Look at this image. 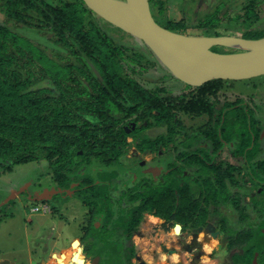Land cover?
<instances>
[{"label":"flooded vegetation","instance_id":"obj_1","mask_svg":"<svg viewBox=\"0 0 264 264\" xmlns=\"http://www.w3.org/2000/svg\"><path fill=\"white\" fill-rule=\"evenodd\" d=\"M157 2L149 4L158 13ZM169 2L164 0L166 5ZM151 13L156 21L164 19ZM259 19L239 36L245 37V31L258 24L264 29ZM218 26L200 35H230ZM122 58L130 64L115 72L126 85L139 84L150 96V105L156 100L175 108L160 119L156 109L145 114V119L129 114L130 107L109 112L111 128L104 134L97 132L95 139L98 151L105 154L100 161L91 158L79 164L81 179L60 182L51 170L39 174L30 187L27 183L21 189L22 184L12 187L9 192L14 199L0 209V223L19 217L29 228L27 233H33L32 218L42 213L34 212L33 206L31 215L19 216L15 211L31 203L22 189H33L48 176L50 182L40 183L42 189H36L34 197L47 198L40 202L60 209L47 212L52 231L18 238L21 253L26 251L24 245L28 250L21 258L23 264H47L46 245L62 256L52 252L51 264H264V93L260 87L250 82L240 87L232 80L215 96L201 98L194 86L173 82L174 77L151 57L140 59L124 50ZM141 61L144 66L134 65ZM148 69H161L163 82L142 83ZM117 93L121 104H135L128 88H119ZM62 168L66 173L68 166ZM43 186L53 189L46 192L48 187ZM16 189L22 192H13ZM74 197L80 215L66 202ZM76 224L78 243L62 255L57 246L67 243L64 238L72 241L69 231ZM57 232L67 236L56 238ZM12 234L8 231L6 237ZM4 257L12 256L7 252Z\"/></svg>","mask_w":264,"mask_h":264},{"label":"trees","instance_id":"obj_2","mask_svg":"<svg viewBox=\"0 0 264 264\" xmlns=\"http://www.w3.org/2000/svg\"><path fill=\"white\" fill-rule=\"evenodd\" d=\"M157 3L162 6L164 0ZM0 9L4 13L0 23L1 159L24 163L42 158L58 175V181L65 183L71 178L81 179L79 166H74L79 159L75 160L74 156L101 160L105 152L98 151L96 133L101 131L104 134L111 128L110 113L130 107L129 114L145 119V114L156 109L160 114L155 116L160 119L164 113L173 112L174 106L165 107L156 100L150 105V96L139 84L132 81L126 85V80L115 72L117 67L127 65L122 54L131 49L107 35L93 18V14L99 16L82 0H57L56 3L0 0ZM159 12L164 18V27L186 34L200 35L218 25L217 19L211 17L184 24L183 16L181 23L172 22L165 17L164 11ZM9 22L51 31L53 42L62 44L68 50L66 60L74 63H58L45 53L43 47L9 28ZM262 36L264 32L254 37ZM245 37L251 38L249 34ZM87 62L94 66L97 74ZM44 80L50 83L37 86ZM231 81L213 79L192 88L200 92L201 98L215 96L224 83ZM123 87L130 90L135 104L126 106L120 103L116 92ZM78 151L82 152L81 155ZM65 165L68 170L63 173L61 170Z\"/></svg>","mask_w":264,"mask_h":264},{"label":"rangeland","instance_id":"obj_3","mask_svg":"<svg viewBox=\"0 0 264 264\" xmlns=\"http://www.w3.org/2000/svg\"><path fill=\"white\" fill-rule=\"evenodd\" d=\"M48 3H56L57 0H46ZM168 1V0H167ZM170 2L167 3L169 5H166L164 3L162 6H157V11H155V8L151 10L155 11V16L158 14H161L159 11H164L166 13V18L172 22L181 23V17L184 16V24H190V23H196L197 21H203L207 20L209 17L217 19L218 22V30L223 31L226 34L230 35H241V33L244 31V28L247 27L249 24L256 23L257 21L255 18H260L262 24H264V9H260L264 5V0H169ZM243 1V3H241ZM250 2V3H248ZM261 10V11H260ZM33 13V12H32ZM260 14V16H258ZM35 16H38L34 13ZM160 16V15H159ZM93 18L96 19V22L101 27V29L107 33L111 38H113L117 43L128 45L132 48H135L137 50L144 51L147 55H143L142 52H133L129 50L130 55H137V58H144L146 59L147 56L152 58V61H155L158 63L157 59L154 57V55L149 50L142 49V44L138 39L133 37L130 34L124 32V30H120L118 27L114 26L113 24L104 21L102 18H98L93 14ZM159 18V17H158ZM158 18L157 21L160 22V24L164 25V20L160 21ZM192 18V19H191ZM4 19V13L0 12V23H2ZM42 19V17H40ZM256 21V22H255ZM259 21V23H260ZM9 28L12 30L20 32L22 35L29 38L31 41L34 42V44H38L39 46L44 48L45 53H47L49 56L54 58L58 63L60 64H66V63H74L73 61H67L66 56L68 50L64 48L62 44H56L52 40V33L51 31L40 29V27H30L26 26L25 24L20 25H13L11 22L7 24ZM261 24H258L255 28H249L245 34H249L251 38H255V34H260L264 32V29H261ZM249 27V26H248ZM187 28V27H186ZM181 31V30H180ZM208 30H204V33H207ZM187 32V30H186ZM192 32V31H191ZM200 32V31H198ZM58 55V56H56ZM121 57V56H119ZM73 59V57H72ZM75 64H79L78 62H75ZM90 69H92L91 64L87 62ZM127 64H130V61L127 62ZM134 65H143L144 63L138 62L134 63ZM160 65V64H159ZM151 68V67H150ZM164 68V67H163ZM147 69V68H146ZM165 72L166 69L164 68ZM168 72V71H167ZM163 75V71L161 69H148L147 71H144V74L141 77L142 83H147L150 85V83L153 84V82H159L161 81ZM173 82H179L177 79L171 78ZM163 82V81H161ZM238 83V86H243L244 83L250 82V85H256V87H260V92L264 93V75L253 77L251 79H241L234 81ZM45 84H49L50 82L48 80L42 81L37 86H42ZM152 86V85H150ZM171 88H175V86H171ZM177 90L175 91V93ZM81 155V154H80ZM5 159V160H4ZM0 158V205H3L2 202L7 199L12 192V187L18 186V189H21L24 187V185L27 183L28 187L32 185L34 182H36V178L39 177V174L42 172H51V167L49 166V163L42 158H33L29 161H26L24 163H14L12 159L9 158ZM74 159L79 162L75 163L74 166H79V163L82 161H85V157L82 156H74ZM73 162H71V168H72ZM79 169V168H78ZM100 172V171H97ZM75 174V173H74ZM102 175L104 172L101 173ZM32 182V183H31ZM40 183H49L50 177H46L39 181ZM38 183L35 184L33 189L27 190L22 189L23 192L26 194L27 199L31 201L28 205H20L19 208L16 209L15 214H18L19 216L23 215H31L32 212L30 208H34L35 206L40 205H46L42 202H34L32 199L29 198L35 195L36 189H42V185ZM41 187V188H37ZM48 187V186H43ZM13 190L17 192H22V190ZM53 188L48 187L45 188L46 192H50ZM29 195V196H28ZM14 199V197H13ZM25 202V200L23 201ZM67 204L70 206V209L76 213L77 215H80L79 210V201L76 197L69 199L66 201ZM45 203V202H44ZM32 204V205H31ZM49 205H53L52 203L47 204V208L42 211V208L40 207L38 209V212L42 214H36L34 215L35 218H32L34 222V226H36V230H34L33 233L28 234L27 229L23 226V223L19 217H16L15 219H10L9 221H2L0 223V264H23V261L21 258L24 257L25 253H27V248L25 247V252L21 253L20 247L18 245V238H25L26 236L32 235L34 233H45L46 231H52V228L50 225L52 224V221H50L51 217H49V209L53 212H58L60 209L55 210L54 206L50 207ZM51 213V212H50ZM46 225V226H45ZM43 226H45L43 228ZM51 229V230H50ZM27 230V231H26ZM8 231H11L13 234L10 236L11 238L6 237V233ZM72 233V241H70L67 238H64L67 236L66 232L59 233L57 232L54 237L58 238L60 234H62V237L67 240L66 244H59L57 248H62L61 254L63 255L65 251H67L66 248L75 247L76 243H78V238L80 235V229L79 225H75L74 231H69V233ZM49 249V250H48ZM56 248H53L50 245H46V251L48 253L44 256V261L47 264H50L53 258H52V252H55L59 256V252L57 253ZM71 250V249H70ZM10 252V256L12 257H4V254ZM4 253V254H3ZM27 256V255H26ZM38 260V256L36 257ZM43 258V257H42ZM31 260L30 255L27 256V261Z\"/></svg>","mask_w":264,"mask_h":264},{"label":"water","instance_id":"obj_4","mask_svg":"<svg viewBox=\"0 0 264 264\" xmlns=\"http://www.w3.org/2000/svg\"><path fill=\"white\" fill-rule=\"evenodd\" d=\"M82 1L99 18L138 39L142 49L149 50L172 77L187 85L198 87L213 79L264 75V36H208L171 30L154 19L149 0ZM212 47L223 48L216 51ZM91 67L97 74L92 64ZM34 196V202L47 199ZM10 199L12 195L2 204Z\"/></svg>","mask_w":264,"mask_h":264},{"label":"built area","instance_id":"obj_5","mask_svg":"<svg viewBox=\"0 0 264 264\" xmlns=\"http://www.w3.org/2000/svg\"><path fill=\"white\" fill-rule=\"evenodd\" d=\"M40 207L42 208V210H45L47 208V205H40ZM40 207L39 206H35L33 208V210H38Z\"/></svg>","mask_w":264,"mask_h":264},{"label":"crops","instance_id":"obj_6","mask_svg":"<svg viewBox=\"0 0 264 264\" xmlns=\"http://www.w3.org/2000/svg\"><path fill=\"white\" fill-rule=\"evenodd\" d=\"M241 3H243V1H242ZM248 3H250V2H248ZM32 210H33V208H32ZM33 211H34V212H38V210H33ZM42 211H43V210H42ZM49 262L52 263V261H50V260H49ZM51 263H50V264H51Z\"/></svg>","mask_w":264,"mask_h":264}]
</instances>
